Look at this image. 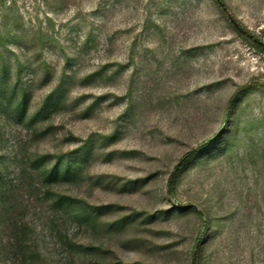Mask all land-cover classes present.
Segmentation results:
<instances>
[{
    "label": "rangeland",
    "instance_id": "1",
    "mask_svg": "<svg viewBox=\"0 0 264 264\" xmlns=\"http://www.w3.org/2000/svg\"><path fill=\"white\" fill-rule=\"evenodd\" d=\"M223 2L0 0V264H264V50L228 20L264 45V0Z\"/></svg>",
    "mask_w": 264,
    "mask_h": 264
},
{
    "label": "trees",
    "instance_id": "2",
    "mask_svg": "<svg viewBox=\"0 0 264 264\" xmlns=\"http://www.w3.org/2000/svg\"><path fill=\"white\" fill-rule=\"evenodd\" d=\"M217 5L221 8V10L226 13V10L224 7L225 3L223 2V0H214ZM229 22L231 23V25L233 26L234 30L244 39L252 42V44L254 46H256L257 48L263 49L264 50V45L261 42L257 41V37L255 36H251L250 32L243 27L236 19L234 18H228ZM256 38V39H255ZM1 61V68H0V96L4 94L5 89H7L6 87L8 80L11 78V72L10 69L7 66V60L4 58H0ZM21 79H18L17 82L20 83ZM16 89H18V85L14 84L13 86V92H16ZM241 90H243V88H241ZM25 100H26V92L23 91V95L22 98L19 100L18 102V108L21 110H23L25 108ZM233 101H231L230 103H232ZM49 103H51L49 101V99H46L45 101V107L49 105ZM196 154V150H192L190 152H188L187 154H185L184 156H182L179 161L177 162V164L174 167V170L172 171V173L170 174L169 180H168V188H169V192H173L178 179H179V175L181 172V169L184 167V165L190 161L191 159H193V157ZM48 158V155H44L42 156L40 159H42V161H46V159ZM71 168V164H55L54 166H52L50 168V170L46 171L45 173V178L49 181H53L55 178L59 177V176H66L68 175L69 171ZM198 245V244H197ZM198 255L197 253L194 254L193 257V261L192 264H199V260H198ZM37 261L39 264H45L44 258L41 254V252H38L37 255Z\"/></svg>",
    "mask_w": 264,
    "mask_h": 264
}]
</instances>
